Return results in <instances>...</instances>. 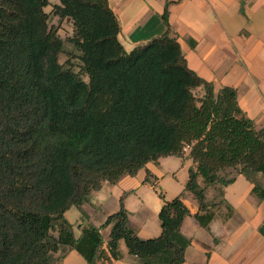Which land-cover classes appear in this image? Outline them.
Segmentation results:
<instances>
[{"label":"trees","instance_id":"1","mask_svg":"<svg viewBox=\"0 0 264 264\" xmlns=\"http://www.w3.org/2000/svg\"><path fill=\"white\" fill-rule=\"evenodd\" d=\"M50 1L0 0V264H58L54 254L65 247L95 264L105 257L101 229L108 225V261L121 256L122 239L138 264H180L189 244L180 232L189 214L180 195L166 200L155 188L161 233L146 239L128 225L122 199L101 225L82 226L78 237L64 213L103 182L182 156L188 145L195 166L185 190L198 202L195 219L206 226L217 204L205 201L197 179L224 186L233 180L222 174L227 169L248 179L264 175V126L240 109L233 87L215 91L188 67L166 8V31L127 52L108 0ZM49 5L71 22L79 71L59 62L64 42L49 25ZM252 191L264 197V186Z\"/></svg>","mask_w":264,"mask_h":264},{"label":"crops","instance_id":"2","mask_svg":"<svg viewBox=\"0 0 264 264\" xmlns=\"http://www.w3.org/2000/svg\"><path fill=\"white\" fill-rule=\"evenodd\" d=\"M108 2L119 23L117 38L127 52L166 31L162 17L166 8L170 32L180 43L188 67L210 82L215 91L223 86L233 87L240 109L257 128L264 126V0ZM196 90L202 92L201 88ZM194 166L188 149L182 156L169 155L156 162L149 161L133 176L124 175L111 184L103 182L98 193L110 192L111 205L105 212L99 210L101 216L97 220L88 211L95 207L92 212L97 213L101 204L92 198V192L77 208L66 210L64 217L72 224L71 213L78 215V221L81 214L91 216L92 219L86 217L79 222L80 231L82 226H99L119 209L122 199L128 212V225L137 236L156 237L161 233L158 212L162 200L155 191L159 187L166 200L180 195L189 210L180 226V232L189 239L180 264H264V197L258 198L252 191L255 184L264 186V175L256 172L248 179L227 169L233 180L220 185L218 200L213 194L217 184L205 185L199 177L197 181L200 187L205 186L208 204L223 200L214 209L209 223L201 226L194 216L198 202L185 190L189 168ZM228 205L232 213L226 216ZM109 231L110 225L101 229L105 257L101 256L95 264H138L122 239L118 243L121 256L105 259L110 256L106 247ZM54 256L58 264H88L75 249L68 247Z\"/></svg>","mask_w":264,"mask_h":264},{"label":"rangeland","instance_id":"3","mask_svg":"<svg viewBox=\"0 0 264 264\" xmlns=\"http://www.w3.org/2000/svg\"><path fill=\"white\" fill-rule=\"evenodd\" d=\"M54 0L50 1V4H53ZM51 5L45 7V11L49 12V25L53 26L54 28L57 29V33L58 35L63 39L64 42V46H63V52H61L58 56L59 62L60 63H65L66 60H69L72 64L73 67L76 71L80 70V61L78 59V55H79V51L77 49L74 48V46L72 45V43L69 42L68 38L71 36L72 34V25L71 22L67 19H62L60 20L58 18V16H54L53 14H51ZM82 78L87 81V76L84 75V73H81ZM194 93L198 96L200 95L202 92L200 90H194ZM231 173V172H230ZM230 173H222L225 174L226 177H228L230 175ZM111 184V183H110ZM221 186L219 184H217V186L214 187L213 189V194H214V199L218 200V196H219V190H220ZM157 190H159V187H156ZM103 194V195H102ZM98 193V190L96 191H92V198L95 199V201H99L101 202L100 206L98 207V211L97 213L92 212L93 210H95L94 208L90 207V210H88L91 214L92 217L97 220L99 218V216H101L100 211L105 212L109 209L110 205H111V195L110 192H103V193ZM221 202V201H220ZM220 202H215L217 205L220 204ZM217 207V206H216ZM215 207V208H216ZM73 208H77V206H73ZM77 214L75 213H71V218L72 220V230H73V234L74 236H78L80 233L79 230V222L86 219V217L88 219H92V217H88L87 215H82L81 214V219L78 221L77 218ZM57 262H58V258H57Z\"/></svg>","mask_w":264,"mask_h":264},{"label":"built area","instance_id":"4","mask_svg":"<svg viewBox=\"0 0 264 264\" xmlns=\"http://www.w3.org/2000/svg\"><path fill=\"white\" fill-rule=\"evenodd\" d=\"M188 147H189L188 145H187V146H185V147H184V150H187V149H188Z\"/></svg>","mask_w":264,"mask_h":264}]
</instances>
